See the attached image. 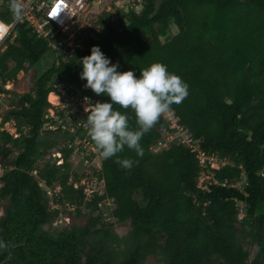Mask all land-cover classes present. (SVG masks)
Masks as SVG:
<instances>
[{
  "label": "trees",
  "instance_id": "obj_1",
  "mask_svg": "<svg viewBox=\"0 0 264 264\" xmlns=\"http://www.w3.org/2000/svg\"><path fill=\"white\" fill-rule=\"evenodd\" d=\"M143 2L141 12L130 11L119 25L106 7L95 6L91 14L99 29L88 31L93 36L86 50L72 57H56L49 42L25 23L15 25L0 52L4 85L17 81L20 73H32L26 92L13 94L0 123V169L5 170L0 207L7 204L0 219L5 245L0 264H146L150 257L163 264H264V0ZM0 19L15 24L9 0L0 4ZM93 46L119 64L121 72L139 76L153 63H162L185 81L189 95L171 111L205 151L234 163L216 171L218 181L240 182L245 173L243 191L199 190L198 162L182 145L154 154L152 147L164 138L162 114L140 141L142 157L126 147L117 154L134 161L130 170L116 163V157L102 158L99 178L105 194L85 204L83 190L70 182L69 166L64 164L67 172H61L44 162L59 141L68 139L60 131H45V125L52 123L48 95L55 84L73 86L72 94L80 90L82 98L95 103L109 101L80 79L79 60ZM51 57L53 64L45 70ZM114 107L127 112L129 126L136 130L135 113ZM11 121L21 134L18 139L1 131ZM62 152L68 160L71 151ZM58 187L54 202L77 206L75 221L60 228L53 226L61 212L51 211L49 192ZM108 202L116 223L130 224L123 236L103 218ZM239 203L245 205L243 220ZM241 236L245 244L239 242ZM252 248L258 249L254 259Z\"/></svg>",
  "mask_w": 264,
  "mask_h": 264
},
{
  "label": "built area",
  "instance_id": "obj_2",
  "mask_svg": "<svg viewBox=\"0 0 264 264\" xmlns=\"http://www.w3.org/2000/svg\"><path fill=\"white\" fill-rule=\"evenodd\" d=\"M19 3L23 7L24 15L23 19L18 23H25L34 28L40 36L49 42L51 48L60 49L62 51L61 55L64 57H72L77 50L81 51V47H83L81 41L72 42L71 40L72 43H69L62 40L61 37L68 39L76 35L73 27L84 12H86L89 6L88 0H19ZM18 23L7 24L0 19V52L2 51L1 48H6L7 41L13 34L15 25ZM53 42L56 43L53 44ZM53 88L54 90L48 96V101L54 108V112L50 117L52 123L46 124L45 129L54 132L60 131L62 135H67L69 142L64 150L71 151L70 157H80V164L82 166L95 169L96 171L102 170L103 161L99 154L100 150L88 136L87 128L85 127V120L87 118L85 108L88 106V103L95 104L94 100L89 97L78 99L74 106L77 111H72L69 100L76 95L70 92L73 90V86L55 84ZM9 90H11L9 83L4 85L0 76V106H4L7 103L6 92ZM163 118L166 124L164 129L162 128L164 130V138L152 147L151 150L154 154H158L172 145H182L195 155L198 162L199 174L197 185L199 190L210 193L213 187H223L243 191V186L247 181L244 172L242 174V181L233 184L220 182L216 178V171H220L228 166H235L232 161L218 154L205 151L201 141L194 139L186 129L180 126L179 119L172 111L164 113ZM27 130V128H24V133ZM15 133L18 138L21 137L17 126ZM62 153L59 152L58 156L64 159V153ZM50 164L56 166L54 163ZM60 164L64 165V163ZM1 174H3V170L0 169V188L2 186ZM96 181L99 185L103 184L105 187L103 179L98 178ZM40 186L43 187L44 183H41ZM238 209L239 220H243L246 216L244 203H239ZM53 210L62 212L56 205H53ZM63 210L69 213V216L63 219L66 222L64 226H67L70 223V217L76 212V207L66 203L63 205ZM55 224L57 223L55 222Z\"/></svg>",
  "mask_w": 264,
  "mask_h": 264
},
{
  "label": "clouds",
  "instance_id": "obj_3",
  "mask_svg": "<svg viewBox=\"0 0 264 264\" xmlns=\"http://www.w3.org/2000/svg\"><path fill=\"white\" fill-rule=\"evenodd\" d=\"M9 10L14 23L23 19L19 0H9ZM90 51V55L79 60L80 79L86 81L84 87L96 96L110 99L88 103L85 108L87 134L103 159L116 157V163L130 170L134 161L121 160L117 154L126 147L142 157V137L157 124L162 114L171 111L173 104L178 105L187 98L188 84L162 63H153L137 76L133 71H119V64L112 63L99 46H93ZM115 105L135 113L136 130L130 128L127 112L116 110ZM3 247L0 242V248Z\"/></svg>",
  "mask_w": 264,
  "mask_h": 264
},
{
  "label": "rangeland",
  "instance_id": "obj_4",
  "mask_svg": "<svg viewBox=\"0 0 264 264\" xmlns=\"http://www.w3.org/2000/svg\"><path fill=\"white\" fill-rule=\"evenodd\" d=\"M128 1H130V2H128ZM1 3H2V0H0V4ZM97 5H99L100 8L106 7L107 12H109L111 14L112 22H114L116 25H119L120 20L126 19L127 14L130 11L141 12L145 3L143 2V0H125V1L118 0L117 2L115 0H108V1L95 0L93 2V4H89L86 12H84V14L80 17V19L75 23V26L73 27V29H74V32L76 35L73 36V38L70 37L68 39L66 37H61L62 40L68 41L69 43L71 42V40H72V42L81 41L83 44L82 45L83 47H81V51L83 52L84 50H86V42H87L89 36H93V34H91V33L89 34L88 31L99 29V27L97 26V23H96L97 17L91 14V12L94 10V7ZM78 37H80L79 40H77ZM74 38H75V40H74ZM55 43L56 42H53V44H55ZM6 47H7V45H6ZM52 48L56 51L55 52L56 57L60 56L62 54V51L60 49H57L55 47H52ZM1 50H2L1 51V53H2L6 50V48L3 47V48H1ZM53 60H54V57H51L49 59L47 64H45V66H44L45 70L49 69L52 66ZM31 74H29L26 77L24 73H20L18 75L17 81L9 82V87L11 90L6 92V95H7L6 100H8L7 103L4 106H0V123H1V120L3 117V112L5 110H8V108L10 107V103L12 101L13 94L23 95L26 92L25 84L27 83V81H29L31 79V77H32ZM24 78H25V80H24ZM81 98H82V93L80 90H78L76 92L75 97L71 98V100L68 99L72 111H77L76 108H74V106H75V103H77L78 99H81ZM68 100H67V102H68ZM15 130H16L15 121L8 122L4 125V127L1 128L2 132L8 131L7 133H9L11 136L14 135L13 136L14 139H17L18 137L15 135L16 134ZM68 142H69V137L65 141H59V144L56 147H54L49 152V154L46 155V157L44 158V162L46 164L47 163L56 164V167L60 168L61 172H65L66 168H64L63 165L60 163L67 164L69 166L68 175L70 178V182L74 184L75 189L83 190L84 195H85V202L84 203L86 204V203L90 202L96 195L99 196L100 194H102L101 196H103L105 194L104 185L103 184L99 185V183H97V181H96L99 178V175L101 174L102 170L96 171L95 169L86 168V167L82 166L80 164L81 163L80 157H78V156H71L68 158V160H66L64 157H63L64 159L60 158V156H58V154H59V152L62 153V151L65 149V147L68 146ZM59 165H62V166H59ZM1 170H3V174H1V179H2L4 177L5 170L4 169H1ZM49 192H50V209H51V211H54L53 205H56L62 211L61 212V218L60 219L58 218L55 221L57 224L54 223L53 226L56 228L65 227L64 225L66 224V222L63 219L65 217L69 216V213H68V211L63 210L62 205H57L54 202L55 197L60 196L61 188L58 187L55 190L50 189ZM6 207H7V204H4L3 206L0 207V219L5 214ZM75 207L77 209V206H75ZM113 209L114 208H113L111 203H109V202L106 203L104 210H103V218L108 223L109 222L115 223L116 231L120 235L123 236L129 231L130 224L129 223L117 224L116 221L111 217V213H112ZM83 210L85 211V213H88L86 207H84ZM74 213L76 214V212H74ZM75 214L70 217L71 220H70L69 225L75 221L74 220ZM83 221H85V219L79 220V222H83ZM239 242L242 244H245L247 241L244 237L241 236ZM255 252H256V249L252 248V255ZM146 264H163V263L160 262V258L150 257V258H148Z\"/></svg>",
  "mask_w": 264,
  "mask_h": 264
},
{
  "label": "water",
  "instance_id": "obj_5",
  "mask_svg": "<svg viewBox=\"0 0 264 264\" xmlns=\"http://www.w3.org/2000/svg\"><path fill=\"white\" fill-rule=\"evenodd\" d=\"M240 1H242V2H245L246 0H240ZM45 132V131H44ZM136 199H137V197H136ZM256 249V252L252 255V259H254V257H255V254L257 253V251H258V249L257 248H255Z\"/></svg>",
  "mask_w": 264,
  "mask_h": 264
},
{
  "label": "flooded vegetation",
  "instance_id": "obj_6",
  "mask_svg": "<svg viewBox=\"0 0 264 264\" xmlns=\"http://www.w3.org/2000/svg\"><path fill=\"white\" fill-rule=\"evenodd\" d=\"M48 229V228H47ZM122 236V235H121Z\"/></svg>",
  "mask_w": 264,
  "mask_h": 264
}]
</instances>
